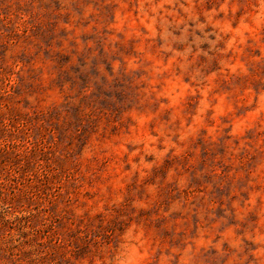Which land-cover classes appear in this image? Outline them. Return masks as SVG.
I'll return each instance as SVG.
<instances>
[{
	"label": "rangeland",
	"instance_id": "obj_1",
	"mask_svg": "<svg viewBox=\"0 0 264 264\" xmlns=\"http://www.w3.org/2000/svg\"><path fill=\"white\" fill-rule=\"evenodd\" d=\"M0 264H264V0H0Z\"/></svg>",
	"mask_w": 264,
	"mask_h": 264
}]
</instances>
